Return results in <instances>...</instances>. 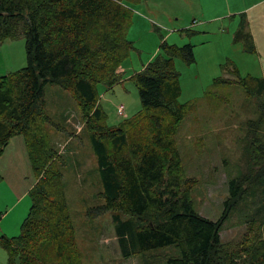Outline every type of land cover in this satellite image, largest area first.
<instances>
[{
    "label": "trees",
    "instance_id": "1",
    "mask_svg": "<svg viewBox=\"0 0 264 264\" xmlns=\"http://www.w3.org/2000/svg\"><path fill=\"white\" fill-rule=\"evenodd\" d=\"M243 23L241 17L234 41L245 40V53L254 54ZM130 24L123 0H0V43L21 36L27 61L0 77V157L10 139L22 136L35 178L20 235L0 238L7 264H82L62 182L64 159L48 130L47 86L70 93L84 117L103 200L95 210L111 213L123 259L174 246L179 256L166 257L163 264H264L263 215L245 220L246 232L237 242L222 243L219 235L230 212L248 196L253 195L249 205L264 211V144L252 143L247 173L228 181L229 197L218 221L201 216L191 199L193 182L175 135L194 104L177 101L173 61L193 63L192 45L163 41L162 54L131 78L141 110L119 126L105 124L97 86L111 89L121 82L117 71L133 49L126 38ZM231 73L235 79L215 82L240 85L263 100L264 109V80L242 77L234 66Z\"/></svg>",
    "mask_w": 264,
    "mask_h": 264
},
{
    "label": "rangeland",
    "instance_id": "2",
    "mask_svg": "<svg viewBox=\"0 0 264 264\" xmlns=\"http://www.w3.org/2000/svg\"><path fill=\"white\" fill-rule=\"evenodd\" d=\"M228 1L123 0V5L131 12L126 38L133 49L117 71L121 82L111 89L97 86L98 105L104 113L105 124L119 126L141 110L138 90L131 78L162 54L161 43L193 46V63L187 65L179 58L173 61L179 74L177 101L194 104L175 139L186 177L193 182L194 208L201 216L215 222L222 217L224 202L229 197L228 181L247 173L252 143L264 144V109L259 107L263 100L248 95L238 84L215 82L219 77L235 79L231 73L233 66L242 77L257 73V78H261L253 67L257 55L252 57L253 54L245 53V40L234 41L240 22L237 16L234 20L226 16L228 4L233 9L232 4L236 2ZM237 1H245L247 5L258 0ZM218 16L221 18L217 21L207 22ZM232 23H238L235 31L231 29ZM242 27L255 47L246 20ZM185 29L192 33L184 32ZM260 58L262 64L264 56ZM26 64L25 42L21 36L0 43V77ZM44 99L50 119L49 134L64 159L62 182L81 263L163 264L166 257L179 256L178 249L169 246L148 251L141 257H121L111 213L98 214L95 210L103 200L99 195L96 159L85 134L84 117L71 94L60 87H45ZM120 107H123L121 113L118 112ZM17 177L10 192L0 189L1 239L19 236L22 222L29 213L28 193L35 178L28 159L22 162ZM252 196L230 212L219 234L222 243L239 241L246 232L245 220L264 216L263 208L248 204ZM0 264H7V252L2 246Z\"/></svg>",
    "mask_w": 264,
    "mask_h": 264
},
{
    "label": "crops",
    "instance_id": "3",
    "mask_svg": "<svg viewBox=\"0 0 264 264\" xmlns=\"http://www.w3.org/2000/svg\"><path fill=\"white\" fill-rule=\"evenodd\" d=\"M235 1L239 2L237 0ZM227 2L229 1L227 0ZM236 2L232 4L233 9H231L230 5L228 4L226 16L229 15V17H231L233 20L237 16L238 23L240 22L239 20H241V17H244V20H246L256 47V54H253L252 57H256V55L258 57L257 62H253V67L254 70H257L255 72H258L261 78L264 80V59H262L261 64L260 58V56H264V0L253 1L252 3L247 5L245 4V1H242L240 3ZM219 18L221 17H213L211 19H208L207 22H215ZM238 23L237 25L232 23V31L236 30ZM247 75L258 77L257 73H249ZM25 159H28V156L24 139L22 136H15L10 139L8 145L3 151L2 156L0 157V182L3 183H0V189L2 191L3 189L4 191L7 189L6 193H8L11 191L10 189L13 188V185L15 187V183L18 180L17 176L19 174V168L21 167V164L25 161Z\"/></svg>",
    "mask_w": 264,
    "mask_h": 264
},
{
    "label": "built area",
    "instance_id": "4",
    "mask_svg": "<svg viewBox=\"0 0 264 264\" xmlns=\"http://www.w3.org/2000/svg\"><path fill=\"white\" fill-rule=\"evenodd\" d=\"M123 111V107H120V108H118V112H122Z\"/></svg>",
    "mask_w": 264,
    "mask_h": 264
}]
</instances>
